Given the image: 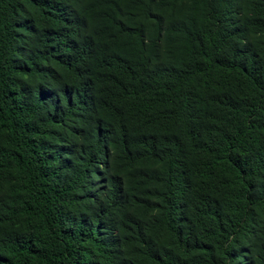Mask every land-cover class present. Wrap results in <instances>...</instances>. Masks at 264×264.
Returning <instances> with one entry per match:
<instances>
[{"label":"trees","instance_id":"trees-1","mask_svg":"<svg viewBox=\"0 0 264 264\" xmlns=\"http://www.w3.org/2000/svg\"><path fill=\"white\" fill-rule=\"evenodd\" d=\"M0 264H264V0H0Z\"/></svg>","mask_w":264,"mask_h":264}]
</instances>
